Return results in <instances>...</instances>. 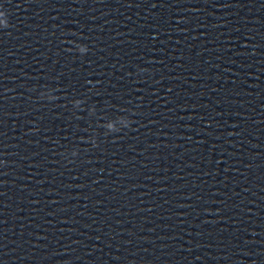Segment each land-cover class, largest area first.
I'll return each instance as SVG.
<instances>
[{"label":"water","instance_id":"1","mask_svg":"<svg viewBox=\"0 0 264 264\" xmlns=\"http://www.w3.org/2000/svg\"><path fill=\"white\" fill-rule=\"evenodd\" d=\"M0 264H264V0H0Z\"/></svg>","mask_w":264,"mask_h":264}]
</instances>
